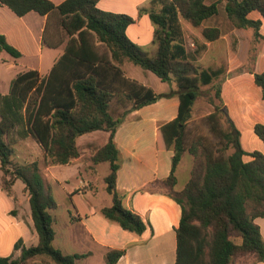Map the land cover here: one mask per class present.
<instances>
[{
	"label": "trees",
	"instance_id": "16d2710c",
	"mask_svg": "<svg viewBox=\"0 0 264 264\" xmlns=\"http://www.w3.org/2000/svg\"><path fill=\"white\" fill-rule=\"evenodd\" d=\"M99 1L65 0L56 5L51 0H0V5L9 7L19 17L31 11L43 16L57 11L69 38L65 53L48 76L40 78L38 71H26L13 80L8 95L0 94L3 187L10 190L18 179L25 184L39 236L38 244L28 248L19 241L15 248L21 249V257L0 256V264H27L38 256H46L54 264H76L77 259L91 256L90 252L65 255L54 246V219L50 211L57 208V202L38 162L13 163L15 147L10 139L13 131L22 138L32 137L43 149L48 166L67 165L79 158L77 139L80 136L95 131L109 132L108 142L92 157L94 164L108 162L110 167L105 184L112 205L101 212L124 230L142 235L147 223L124 206L125 195L117 189L121 156L115 133L129 113L173 94L180 101L178 115L158 131L159 147L174 151L171 174L142 191L153 190V185L163 186L168 190L163 192L182 208L177 228L176 264H232L240 255L264 261V241L255 223L256 218H264V153L243 149L241 132L222 110L221 86H217L215 94L222 105L206 117L213 133L221 138L222 148L216 150L220 155L208 148L202 137L188 144L187 126L200 87L211 84L223 70L202 69L196 63L195 55L204 46L198 45L195 55L187 52L178 16L199 27L219 13L221 1L208 5L205 0H171L161 13L151 12L156 26L155 55L128 37L127 28L135 22L133 17L103 11L97 7ZM225 1L226 13L233 24L239 29H253L255 38L264 40L262 20L250 17L251 13L258 12L264 18V0ZM203 36L213 42L221 37V30L206 28ZM97 42L106 51L100 53ZM0 50L16 59L22 56L1 34ZM124 60L151 71L163 82L174 81L178 91L157 94L151 87L127 78L121 68ZM254 78L264 99V71L255 73ZM114 99L124 106L132 104L117 118L112 114ZM222 112L228 123L226 129L220 126L218 118ZM254 132L264 143V125L256 124ZM229 150L232 152L226 156ZM186 152L194 159L191 175L185 187L177 190L176 171ZM247 156L251 158L248 161ZM124 254L125 250H110L105 256L106 263L117 264Z\"/></svg>",
	"mask_w": 264,
	"mask_h": 264
},
{
	"label": "crops",
	"instance_id": "0c3cea01",
	"mask_svg": "<svg viewBox=\"0 0 264 264\" xmlns=\"http://www.w3.org/2000/svg\"><path fill=\"white\" fill-rule=\"evenodd\" d=\"M51 1L59 5L65 0ZM216 1L219 0H205V3L209 5ZM220 1L219 13L203 21L199 27L193 26L181 15L178 18L185 47L187 45L204 46V49L197 55H195L196 50L191 52L186 47L187 52L191 56L195 55V61L202 69H212L215 71L223 69L216 64L212 65L206 61L208 58L214 60L215 54H212V50L213 45L216 43L223 42L224 46L229 50H232L233 46L240 48L239 59L235 61V64L238 66L231 64L230 60L232 57L229 56L228 52L226 53L230 61V63L227 62L226 74L230 76L233 70L241 68V65L246 61L245 55L243 59L241 56L242 52L244 51L245 53L246 51L247 43L245 40L247 39L248 32L246 29H239L233 24L225 10L226 1ZM169 2L171 0H100L97 7L103 11L126 14L133 17L135 22L127 28L128 37L149 54L155 55L157 52V44L154 43L156 26L150 14L151 12L161 13L164 6ZM222 13L225 16L224 26L216 23V18ZM254 13L258 12L251 13L250 17L255 20L261 19L263 29L264 18L261 15L260 17L255 16ZM61 24L62 17L57 11L45 16L31 11L25 16L19 17L9 7L0 5V34L5 36L10 45L20 51H22V46H27L30 43L31 39L34 41L36 51L40 53L41 59L40 67L31 70L38 71L41 77L48 76L53 66L65 53L68 37L63 41L62 39L54 41V37L52 36L57 30H63ZM224 27L227 29L224 30ZM206 28H219L221 30V37L213 42L206 41L203 36V30ZM262 29L261 33L264 35V30L262 31ZM189 32L195 36H190ZM45 38L47 42L52 44L46 47L48 49L46 52L44 46ZM96 45L99 50L101 44L97 42ZM4 53L7 52L0 50V63L3 60L2 57L4 58ZM4 60L6 63L8 59L4 58ZM16 60H9L6 65L7 68L0 70V85L2 86L0 94L3 96L10 93L13 80L19 74L26 72L13 70L15 67L13 62L15 63ZM44 60L49 62L46 71L43 68ZM129 65V61H124L121 64L125 76L150 87L143 79H139L136 76ZM263 71L264 40L255 60L254 71L236 72L235 75L230 76L231 78L227 77V80L222 82L221 87V99L224 105L222 110L225 112L226 117L241 132L242 147L248 152L256 150L245 147L244 137L246 133L250 136L255 133L254 127L256 124L260 123L264 125V99L262 98L260 87L254 81V74L262 73ZM177 90L178 88L169 87L162 92L154 91L157 94H168ZM179 103L177 94L161 98L154 104L129 113L115 133V142L121 156L117 189L125 195L124 206L138 213L147 223V230L142 235L124 230L117 222L107 219L102 214L103 208L112 205L110 195L109 203L99 204V207L87 203L84 204L82 209L71 199V202L76 207L77 214L72 213L68 206L62 207L58 202L56 197L57 191H59V194L63 193L62 195L64 196H72L83 192L89 186L83 182L82 187L69 191V189L61 185L57 175L53 171L60 167H72L82 175L83 172L80 173V167L82 166L80 160L83 155L81 150L80 157L70 164L45 165L46 169H44L48 171L49 175L45 179L57 202V208L50 211L54 219V246L65 255L91 253V256L87 258L77 259L76 264H107L105 256L110 250H125V254L117 264H176L177 228L180 225L182 208L166 193L156 189L157 185H153V190L150 191H142V189L154 181L168 178L171 174L174 151L159 147L158 131L163 125L173 121L177 117ZM193 112L192 114L194 115ZM109 136L110 133L106 131L88 133L77 139V146L80 149L82 143L94 145L99 141L100 149L108 142ZM30 139H32V142H36L32 137H27L24 139L27 141L25 143H30ZM261 143L258 151L264 153V143L262 141ZM17 144L20 145L21 143ZM36 145L39 144L36 142ZM14 147L16 153L18 146L15 144ZM29 153V155L23 157L27 159L32 158V152L29 151ZM36 159H29L25 163H33ZM41 159L45 162L44 152ZM250 159L248 156L245 157L247 161ZM103 163L108 162H101L95 164V166L98 167V165L100 166ZM192 166L193 157L186 152L176 171L178 179L177 190H182L185 187L190 179ZM39 167L43 170L40 163ZM48 178H51V181ZM20 181L19 179L16 180L10 190L0 185V256L11 257L12 259H19L21 257V249L15 248V245L19 241L22 242L23 247L27 248L35 246L39 242V236L31 213L30 195L25 188V184ZM60 222L62 223L61 226ZM255 223L260 227L264 241V218H256ZM45 257L38 256L30 259L28 263L54 264L48 257ZM255 264H264V261H256Z\"/></svg>",
	"mask_w": 264,
	"mask_h": 264
},
{
	"label": "rangeland",
	"instance_id": "374dc122",
	"mask_svg": "<svg viewBox=\"0 0 264 264\" xmlns=\"http://www.w3.org/2000/svg\"><path fill=\"white\" fill-rule=\"evenodd\" d=\"M254 14L255 16L260 17L259 13H254ZM216 19H217L216 21L217 24H220L223 26L225 25L224 23L225 16L223 15V13L220 14ZM226 29L227 28L224 27V30ZM263 30H264V27L262 31ZM247 32H248V35H247V39L245 40L247 43L246 51L245 53L243 51L242 56H241V58L243 59V56L245 55L246 61L243 63L244 65L243 64L241 65L242 66L241 68L233 70L230 76L235 75L236 72L243 73L245 71L247 72L254 71L255 60L257 58L258 51L260 47L262 46L263 39H256L254 36L253 29H247ZM52 36L54 37V41L60 40V39H62L63 41L67 37V35L64 33L63 30L62 31L57 30V32H54ZM190 36L194 37L195 35L190 33ZM44 46H45V52L48 51V49H46V47H48V43L46 42V40L44 42ZM186 47L191 52L197 49V46L195 45H187ZM228 50L229 49L224 46L223 42H218L215 45H213L212 54L213 53L215 54L214 60L211 58H208L206 61H208L209 64H212V65L216 64L220 68H223L222 70H224V72L218 78H216L210 85L208 84V85H203L200 87L199 96L194 105V110H193L194 115L192 114V117L187 126L188 144L190 145L198 137H202L205 140L206 142L205 144L207 145V147L211 148L216 155H220L219 153L216 152V150L221 149L223 144L220 141L221 140L220 136L217 134H214L213 131L211 130L209 123L206 121V117L215 111L216 106H220L223 104V103L221 104L220 99L217 98L215 93H216L217 86L222 87V82L224 80L226 81L227 77H230V76H227L226 74V70L228 66L227 62L230 63L231 61V64L233 66H238L235 64V61H238L239 59L240 48L237 46H233L232 50H229V51ZM98 51L102 53L103 51H106V48L103 45H101L99 46ZM149 51L151 50L149 49ZM20 52L22 56L18 58L17 60L13 58L9 53H4L3 54L4 58L8 60H6L7 62L5 63V60L2 57L3 60L0 63V70H4L7 68L6 65L9 62V60L11 61L16 60L15 63L13 62V64H15V67L13 68V70L18 71V72L29 71L31 69H38L40 67L41 55L39 52L36 51V47L32 39L27 46H22V51ZM227 52L229 53V56L232 57L230 61H229V56H227L226 54ZM124 61H127V60H124ZM129 64H130L129 67L133 69L136 76L139 79H143L148 85H150V87L153 90L157 92L165 91L169 87H173L174 89L178 88L177 84L174 81L171 83L163 82L158 76H156L151 71L144 70L143 68L136 66L131 62H129ZM48 65H49V62L44 60L43 61L44 71H46V69L48 68L47 67ZM223 77L224 79L222 80ZM40 78H43V77L40 76ZM1 87L2 86L0 85V93L2 92ZM131 105L132 104H127L124 106L120 101L114 99L112 101V114L117 118L118 116H121L122 114H124L125 109H127ZM218 118H219L220 126L224 127L225 129L228 128V123H227L225 116L223 115V112L218 115ZM10 139L12 140L14 146L15 144L18 146L17 147L18 151L14 153V156H13L14 164H17V165L26 164L25 162L27 160L32 159V158L33 159L37 158L35 162H39L42 165L43 170H41V172L43 176L46 178L49 177L48 171L45 170L46 163L41 159L44 151L40 145H36V142L31 141L32 139H30L29 142L33 145H31L30 143H25L27 141L24 140L25 138L20 137L17 134V131L12 132V134L10 135ZM244 141H245L244 145L247 149L258 150L260 149V146L262 144L260 139L255 135V133L251 134L250 136H248L246 133V136L244 137ZM17 143H21V144L18 145ZM90 144L82 143L80 146V150L82 151V154H83L80 160L81 161L80 164H82V166L80 167V173L83 172L82 175H80L72 167H60L58 169L53 170L54 173L57 175L58 180L61 183V185L69 189V191L82 187L84 183L85 185H89L88 188L85 189L83 192L76 193L72 196H64L62 195L63 193L59 194V191H57L56 197H57L58 202L61 204V206L62 207L68 206L70 211L75 214H77L76 207L71 202V199L74 200L75 204L78 205L80 209H82L84 204H87V203H90L93 206L99 207V204L109 203L110 201V196L106 190V185L104 182L105 175L109 173V164L103 163L100 166L98 165V167L95 166L94 162L92 161V155L95 154L96 151L99 149V141L96 142V144L94 145L91 144L92 146ZM29 151L32 152L31 156L33 157L29 159H27L26 157H23V156L29 155L30 154ZM231 152L232 150H229L225 153V155L227 156ZM187 153L190 154L189 152ZM44 158H45V153H44ZM48 180L51 181V178H48ZM3 181H4V175H3V171L1 170L0 171V185L1 186L4 185ZM156 189L161 190V191H168L167 188L160 186V185L156 186ZM61 225L62 223L60 222V226ZM255 263H256V258H254L253 256H249V255H246V256L240 255L234 258L232 262V264H255ZM27 264L29 263L27 262Z\"/></svg>",
	"mask_w": 264,
	"mask_h": 264
}]
</instances>
